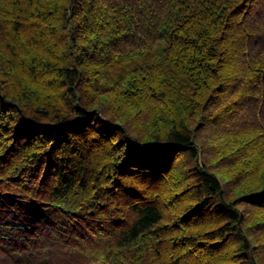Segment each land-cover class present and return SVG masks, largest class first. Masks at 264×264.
I'll return each mask as SVG.
<instances>
[{
  "label": "trees",
  "instance_id": "trees-1",
  "mask_svg": "<svg viewBox=\"0 0 264 264\" xmlns=\"http://www.w3.org/2000/svg\"><path fill=\"white\" fill-rule=\"evenodd\" d=\"M0 264H264V0H0Z\"/></svg>",
  "mask_w": 264,
  "mask_h": 264
},
{
  "label": "rangeland",
  "instance_id": "rangeland-1",
  "mask_svg": "<svg viewBox=\"0 0 264 264\" xmlns=\"http://www.w3.org/2000/svg\"><path fill=\"white\" fill-rule=\"evenodd\" d=\"M158 48H159V46L157 47L156 52H158Z\"/></svg>",
  "mask_w": 264,
  "mask_h": 264
}]
</instances>
